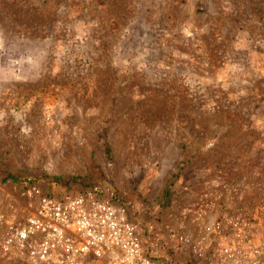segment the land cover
Returning <instances> with one entry per match:
<instances>
[{"label":"rangeland","instance_id":"1","mask_svg":"<svg viewBox=\"0 0 264 264\" xmlns=\"http://www.w3.org/2000/svg\"><path fill=\"white\" fill-rule=\"evenodd\" d=\"M96 184L162 264L264 248V0H0V240Z\"/></svg>","mask_w":264,"mask_h":264},{"label":"built area","instance_id":"2","mask_svg":"<svg viewBox=\"0 0 264 264\" xmlns=\"http://www.w3.org/2000/svg\"><path fill=\"white\" fill-rule=\"evenodd\" d=\"M29 194L24 213L12 216L0 240L4 254L22 264L164 262L150 251L141 226L104 186L96 184L76 193H50L34 186ZM248 228L238 226L235 234L241 242ZM248 245L237 259L223 264H264V248Z\"/></svg>","mask_w":264,"mask_h":264},{"label":"trees","instance_id":"3","mask_svg":"<svg viewBox=\"0 0 264 264\" xmlns=\"http://www.w3.org/2000/svg\"><path fill=\"white\" fill-rule=\"evenodd\" d=\"M5 180H12L14 182H22V179H20L18 176L16 175H13V174H7L5 177H4ZM24 181L30 183L31 180L29 179H24ZM33 182V181H32ZM168 192V191H166Z\"/></svg>","mask_w":264,"mask_h":264}]
</instances>
